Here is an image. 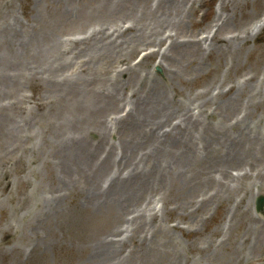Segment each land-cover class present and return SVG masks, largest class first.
Returning a JSON list of instances; mask_svg holds the SVG:
<instances>
[{"label": "rangeland", "instance_id": "rangeland-1", "mask_svg": "<svg viewBox=\"0 0 264 264\" xmlns=\"http://www.w3.org/2000/svg\"><path fill=\"white\" fill-rule=\"evenodd\" d=\"M23 1L16 0L10 11L0 9V20L6 16L9 20L15 11L20 25L25 23ZM166 1L139 0L138 4L124 0L116 7L99 0H28V24L55 38L47 54L40 56L37 47L39 64L48 58L60 72L61 64L69 69L68 61H81L72 75L46 80L40 78V65L31 75L26 70L32 67L28 50V59L15 55L8 65L16 66L13 69L17 71L19 60L24 63L21 72L29 74L24 86L19 83L22 79L6 84L0 81V132L11 129L12 124L17 126L14 140L10 141L8 134L2 137L5 147L0 145V264H101L103 260L93 257L94 244L110 241L112 234H117L118 240V230L128 218L125 236L120 235L123 240L114 242L113 264H264V215L254 208L257 196H264V26L256 32L250 28L264 15V0ZM174 3L183 8V36L171 27L166 33L163 27H154L149 12L146 18L141 16V10L148 7L151 15L164 12L174 19L167 10ZM4 4L0 0V7ZM129 6L137 7L139 14L124 23L133 24L132 30L113 36L116 45L111 54L99 56L98 51L96 58L94 51L88 50L93 60L82 57L84 49L100 37H88L90 32L102 29L105 23L111 32L120 30L119 17L135 14L133 8L125 13ZM16 31L24 38L26 28ZM168 32L174 35L172 41L164 39ZM1 33L0 60L6 52L5 33ZM130 35L159 46L143 49L138 45L133 52L125 42ZM190 39L199 41L193 45ZM80 43L73 58L64 55ZM153 52L157 53L152 56ZM95 62L102 74L97 67L93 77L76 84L74 74L87 77ZM41 80L67 82L55 92L43 88ZM67 85L75 86L63 99ZM8 100L12 104H3ZM155 100L159 108L164 107L161 112L154 110ZM94 102L98 103L96 109L92 108ZM52 103L56 110L46 108ZM145 106L150 110L148 116L162 122L169 114L167 118L173 122L158 126L157 139L156 134L150 138L149 121L137 129L131 125L135 117L139 122L146 118L141 113ZM187 109L191 114L183 115ZM175 115L178 120L171 118ZM242 121L246 123L244 131L242 124L235 126ZM147 131L148 137H144ZM79 136L87 139L93 158L58 150L62 142L72 143L71 138ZM19 137L27 138L26 143L21 145ZM40 143L48 145L40 150ZM15 144L20 146L10 152ZM27 148L30 152L21 155ZM62 155L75 156L76 163H68L69 171L63 169L62 163H67ZM186 159L189 165L181 173L165 166V162L181 166ZM105 162L102 172L96 170L88 176L79 168L101 167ZM135 166L143 171L152 169L149 175H154L157 184L142 185L137 203L130 200L133 195L123 199L121 192H115L119 188L114 189L112 195L123 207L113 214L100 212L101 207L92 209L90 201L95 199L87 189L96 185L104 191L116 167H125L121 174L130 176L126 178L129 181L133 175L126 172ZM220 188L231 192L218 193ZM46 203L52 206L47 209ZM133 205L145 212L137 216Z\"/></svg>", "mask_w": 264, "mask_h": 264}, {"label": "bare ground", "instance_id": "bare-ground-1", "mask_svg": "<svg viewBox=\"0 0 264 264\" xmlns=\"http://www.w3.org/2000/svg\"><path fill=\"white\" fill-rule=\"evenodd\" d=\"M35 1L38 2V0H35ZM135 1L139 4V0H135ZM171 1H173V0H167L166 2L168 4ZM123 2H124V0H105V1L104 0H99V3L100 4L101 3H109L110 6L111 5H114V4H115V6H116V4H120L121 5V3H123ZM93 3L95 5H98L95 2H93ZM2 8H8L7 11H9V10H11L12 6H11V4L5 3L4 5H2L0 7V9H2ZM132 8H133V6H129L127 8V10L125 11V13L130 12L132 10ZM133 9H135V6H134ZM147 10H148V7L143 8V11L141 10V12H142L141 13V16L143 18H146L147 15H148V12H149V15H150L149 18L151 20V23L154 25V27H156V28L157 27H159V28L160 27H163V30H164L165 33L168 31L169 27H171V31L177 30V32H179L178 30H180V31H182L181 32V36L184 35V32H183L184 28H181V24H182V22H183L184 19H182L180 17V15H184V12H183V8H179V4L174 3V4H171L167 8V10L169 11L170 14H174L175 15L174 19L171 18V15H166L164 12L161 15H159V16H155V15H151L150 14V10H148V11ZM134 12H135V14L132 17H129V18H127V17L126 18L119 17L120 19L117 18L118 19L117 21L120 23L119 25H121L123 27L124 26V23L126 22L127 19H128V21H133V19H135V17L139 14V9L136 7V9L134 10ZM141 16L139 15V17H141ZM9 17H10V15H9ZM6 18H7V16H6ZM6 18H3V19L1 18V20H0V33L1 32H2L1 34L5 33L3 37H4L5 43H6V45H5L6 52H3V53H5V55H4L5 58H3V59L0 60L2 62V63H0V65L3 64V66H2V73H0V81L1 82H4L5 84L8 81L19 80V79H28L26 77V75L21 72L22 68L25 67L24 63L21 60H19V63H20V69L19 70L15 71L16 69H13L16 66H14V67L13 66L12 67H8V65H12V63H10L12 57H14L15 55H19V56L27 57V59H28V54L27 53L28 52H31L30 55L32 54V56L29 55L30 56L29 59H31L29 61L32 64H29V65H32L33 66V64L38 63V65H36V66H39L40 65L39 64L40 59H39V56H38V53H37V47H38V49H40V56H43V55L47 54L48 51H49V49H51L52 46H53V39H52L53 37L52 36H49V35H47L45 33H43V31H41V30H40V33H38L37 31L34 30L33 24L32 25L31 24H28V29L30 28V31L28 33L33 32V35L31 37H29L28 40H26L24 38H19L16 29L15 30L12 29V28H14L16 26L17 17L15 16L14 13H12L11 18H10L12 20L11 21L12 22L11 24H8V22H5L4 21V20H6ZM113 20H114V23H115L116 22V19H113ZM186 21L187 20H185V22ZM114 23H112V26L115 25ZM263 25H264V15H262L257 21H255L253 23L252 29H253V31H257ZM21 26H23V24ZM104 26H105L104 29L99 30V32H102L103 31V33H97V32L94 33L95 34V37H98V35L100 36L99 37V40L97 42L91 43L92 47L89 46L88 49L87 48L84 49L86 51L84 52V54L82 55V57L88 56L89 62H91L93 59L91 60V56L92 55H91L90 52H88V50L94 51V57H96V58H97L96 53L98 51L101 52V54L99 56L107 57L108 55L111 54V49L114 48L115 45H116L115 44L116 41H115V38H113V36L115 34H116V36L117 35L119 36L120 34H117V33L120 32L121 30H123L125 32V31L132 30V28H133V24H131V28L130 29H120V27H119L120 30L116 31L115 29H113L112 32H111L110 29H109V27L106 25V23H105ZM135 29L137 31L142 30L141 28H137V27ZM167 38L172 41L173 38H174V35L171 34L170 32H168V36L165 37L164 39H167ZM190 40L193 43V45H194V43H198V41H199V39L196 40L197 42H195L194 39L193 40L190 39ZM44 41H45V43H44ZM139 41H142L143 43L142 42H139ZM125 42L128 44V46H131V50L133 52H135L137 50L135 47H137L138 45L144 46L143 49H145V48L147 49L151 45H154V46L158 45L159 46V44H155V42H153V41L150 42L149 40L145 39L144 37H141V38H139L137 36L132 37L131 35H130L129 38H127V37L125 38ZM170 45H169V47H170ZM119 46H121V48H122V45H119ZM28 50H30V51H28ZM157 52H153V53H150V54L152 56H154ZM159 52H160V50H159ZM119 53L122 54V49L119 50ZM147 53H145V55ZM26 54H27V56H26ZM164 54H165V52L161 54V58H164L165 57ZM129 55L130 56H133V54H129ZM146 56H148V54ZM124 59H129V58L126 57ZM124 63H127V62H124ZM74 64H75V62L72 63L73 69L76 68V64L75 65ZM84 64L85 63H82L80 66H83ZM161 64H162V61L159 63V65H161ZM40 67L42 68V71H41L42 74H41V77H40L42 79L50 80L51 78L54 79V78H56L58 76L62 77V75H63V74L59 73L57 69L54 70L53 64L50 61H47L45 65L41 64ZM97 67H98L99 74H102V72L100 71V67L97 66L96 62H95V67H92V69L89 72V74L87 75V77H83L81 73H75L74 74V75H76L75 78L78 79L76 81V84H80L81 81H84L87 78L93 77L95 75V72H96ZM5 70H7V71H5ZM12 72H13V74H12ZM16 72H17V74H15ZM45 73H47V78H43V74H45ZM16 77H18V78H16ZM41 81H42L43 88L50 89V90L55 91V92H59L60 91L59 90V87H63V86H60V85H65L66 82H67L66 80H61L57 84H55L52 81H44V80H41ZM21 85H23V84H21ZM73 86H75V85H67L66 87L68 89L62 91L65 94L63 96V99L67 96V94H70V89ZM80 93H82V91L78 92V94H80ZM74 95H77V94H74ZM55 96H57V95H55ZM104 97L107 98L106 96H104ZM110 98H112V97H110ZM145 101H147V97H145ZM152 102H153L154 110L158 109V111L160 110V112H161L164 109L163 106L159 108V104L157 103L158 100H155V101H152ZM109 105H110V103L106 104L105 106H109ZM97 106H98V103L97 102H94L92 104V108L93 109H96ZM46 108L47 109L49 108L51 110H56L53 103L49 107H46ZM113 109L116 110L117 109V105L115 107H113ZM149 111L150 110L148 108H146V106L144 108H142L141 113L142 114H145L146 118L139 122L138 119L135 117L134 120L132 121L131 125L134 124V128L137 129L138 127H140L142 125V123L145 120L146 121H149L150 122L149 124H151L153 126V127L152 126L150 127V130L152 128V132L150 134V136H151L150 138H154V136L156 134V131L159 128H161L164 125H166V126L167 125H170L172 122H171V120H169L167 118V117H169V114H167V117L165 118V120H163L161 122L160 119H157L156 120L155 116H152V117L151 116H148V112ZM188 111H189V109H187L183 113V115H187V116L190 115L191 113L188 114ZM198 111H199V109H197V112ZM171 118L178 120L179 115L172 116ZM69 124H71V125H73V127H75L74 126L75 123H71L69 121ZM178 124H179V122H178ZM240 124H242L241 125L242 126L241 127V130L244 131V127H246V123H244L243 121L241 123H238L237 122V124L235 126H238ZM158 126H160V127L158 128ZM16 130H17L16 124H12V128L9 129V130L2 129L1 132H0V145H5L6 144V142L2 139L3 136H7L9 134L10 138L16 137V134L14 133ZM162 131H163L164 134L167 133L166 129H162ZM5 132L7 134H4ZM169 133H170V131L168 132V134ZM144 134H146V136H144V137H148L147 134H149V133L147 131V132H144L143 135ZM157 138H158V135L156 134V139ZM70 141L72 143H70L69 141L62 142L60 144L61 145V148H58V150H60V151H67V152H69L71 154H74V155L77 154V156H81L84 159H87V157H89V156H91L93 158V156L91 155L90 150H89V147L90 146L87 145V139L86 138H83V137L79 136L78 138H71ZM190 142H192V140H190ZM169 143H170V146H171L172 143L170 141H169ZM47 145L48 144H46V143L45 144H41L40 143V150H44L45 148L43 146H47ZM130 145H132V143ZM158 146H160V144H158ZM157 148H155L154 151H157L158 150ZM169 148H171V147H169ZM159 150H163V149L162 148H159ZM231 151L234 152V150H231ZM159 153L160 152H158V154ZM74 155H65V156L62 155L63 159L65 158L63 162L67 163V164H63L62 163L63 169H65L66 171H69L71 169L68 166L69 165L68 163H71V162L72 163H76V160L73 159L75 157ZM189 155L190 154H188L187 156H189ZM158 157H161V154H159ZM84 162H86V161H84ZM154 163L157 164L158 167H160V162L159 161H156V158L154 159ZM165 163H166L165 166H166V168H167L168 171H170L172 169H176L177 172H180V173L183 172V168H186L189 165V161L187 159L182 161L181 166H177L174 162H165ZM120 164H121V160L119 161L118 165H120ZM138 164H139V162H138ZM102 165L103 166H101V167H96L93 164L92 165H88V166H80L79 165V168H81V169H83V171H85V173H83L82 175L88 176L90 174H93L96 170L97 171L98 170H101V172H102L103 169L106 167V162L103 163ZM136 166L131 171L129 170L128 172H126L127 174L125 173L126 175H133V179H131L129 181L126 178L127 177H130V176H126V178H124L125 175H122L121 174L122 170L125 167H122V168L121 167H116V170L114 171L113 175H110L109 176L108 186H107V188H105L104 191H101L100 187H99V189H97V186L96 185L93 186L92 188L87 189V192L90 191L91 194L93 195V198L95 199L93 202L90 201V206H92V209L99 210L100 207H101L100 212H104L105 214H109V213H112L113 214L115 209H117L119 207H123V206H121L122 203L119 202V200H117L114 197V195H112V191L114 189L119 188V190H115V192H121L120 194L121 195H124V198L123 199H126L129 196L133 195V198L130 199V200L131 201L136 200V203H137L139 197L141 196V192L140 191H141L142 185L145 187V186H147L149 184H151V186L157 184L158 181L155 180L154 175H152V176L149 175V174H153V172H151L152 169L150 171L147 170V169H146V171H143V168L141 170H138ZM99 175L100 174H98L97 176H99ZM101 177H102V175H101ZM124 183L126 184L125 186H124ZM41 186H44V185L43 184H40V187ZM120 189H122V191ZM220 192H231V191L229 189L222 190L220 188V190L218 191V193H220ZM56 200H60V199H56ZM51 206L52 205L46 203L45 208L49 209ZM129 206H131V203L129 204ZM134 207L137 209L136 210L137 216H141V213L140 212L144 211L145 209H143L142 211H140L136 206H134ZM157 211L158 210L156 209V212ZM94 212L96 213L97 211H94ZM150 214H151V212H150ZM154 216L151 214V217L154 218ZM129 222H130V219L128 218V221L125 222V224L127 225V227H124V225L123 226L121 225L122 226L121 230H118L119 231L118 232L119 233L118 240H116L117 234H112V236L110 238L111 239L110 241L107 240L106 242H104V240H102V241H100V243L97 242V243L94 244V247H93L94 249L93 250L96 251V252L94 253L93 257L98 258L100 260H103L101 262V264H113L112 262H113V260H114V258L116 256V252H117V246L115 245L114 242L123 240V238L120 239V235H122L123 232H126L127 231V229H128V223ZM112 256L114 258H111ZM165 256H167V254H165ZM93 261H95V259Z\"/></svg>", "mask_w": 264, "mask_h": 264}, {"label": "water", "instance_id": "water-1", "mask_svg": "<svg viewBox=\"0 0 264 264\" xmlns=\"http://www.w3.org/2000/svg\"><path fill=\"white\" fill-rule=\"evenodd\" d=\"M256 203H257L256 209L258 211H262L264 207V197L263 196L258 197Z\"/></svg>", "mask_w": 264, "mask_h": 264}]
</instances>
